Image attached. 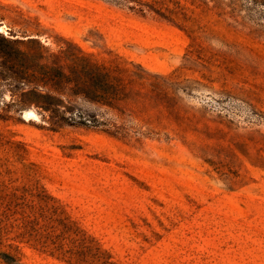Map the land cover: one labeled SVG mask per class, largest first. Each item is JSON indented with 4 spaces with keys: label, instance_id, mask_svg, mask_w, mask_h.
I'll return each mask as SVG.
<instances>
[{
    "label": "rangeland",
    "instance_id": "rangeland-1",
    "mask_svg": "<svg viewBox=\"0 0 264 264\" xmlns=\"http://www.w3.org/2000/svg\"><path fill=\"white\" fill-rule=\"evenodd\" d=\"M59 50L127 100L51 125ZM0 264H264V0H0Z\"/></svg>",
    "mask_w": 264,
    "mask_h": 264
},
{
    "label": "trees",
    "instance_id": "trees-1",
    "mask_svg": "<svg viewBox=\"0 0 264 264\" xmlns=\"http://www.w3.org/2000/svg\"><path fill=\"white\" fill-rule=\"evenodd\" d=\"M48 56L52 58L50 64L40 62L45 58L42 53L32 54L29 65L25 67L30 71V80L18 81L31 86L30 102L48 112L51 125L57 127L60 123L74 121L72 115L84 116L76 108L65 106L61 98L63 95L81 97L88 102L109 107H116L127 100L126 85L119 75L122 70L117 64L91 63L86 58L74 56L68 50L52 52ZM62 57L70 60L68 72L57 65ZM18 73V78L23 79L22 72ZM62 106L64 109H61ZM65 111H68V116H64Z\"/></svg>",
    "mask_w": 264,
    "mask_h": 264
},
{
    "label": "bare ground",
    "instance_id": "bare-ground-1",
    "mask_svg": "<svg viewBox=\"0 0 264 264\" xmlns=\"http://www.w3.org/2000/svg\"><path fill=\"white\" fill-rule=\"evenodd\" d=\"M31 114H33L32 112H30Z\"/></svg>",
    "mask_w": 264,
    "mask_h": 264
}]
</instances>
